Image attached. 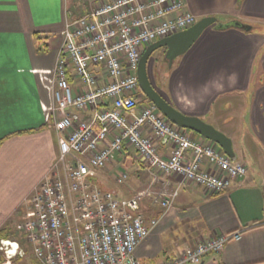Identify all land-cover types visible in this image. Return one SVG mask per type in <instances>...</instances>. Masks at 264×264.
Segmentation results:
<instances>
[{
    "label": "crops",
    "instance_id": "1",
    "mask_svg": "<svg viewBox=\"0 0 264 264\" xmlns=\"http://www.w3.org/2000/svg\"><path fill=\"white\" fill-rule=\"evenodd\" d=\"M82 1L0 0V237L22 221L26 198L56 159V132L43 106L51 103V71L65 21L84 13ZM183 1L196 21L205 16L217 21L167 66L164 82L149 75L152 85L174 108L227 135L246 173L211 194L177 174L144 165L125 144L105 168L94 171L93 181L109 190L126 172L130 186L120 192L124 195L111 191L118 197L137 196L147 223L158 219L135 247L142 264H162L233 231L239 239L227 241L198 264H264V0ZM233 20L251 29L217 26ZM158 50L164 56L165 48ZM81 114L85 118L89 111ZM185 130L196 141L212 142ZM154 145L161 156L171 151L169 142L155 140ZM201 169L211 171L212 166L203 162ZM162 199L171 204L162 206ZM11 237L7 240L21 245V239Z\"/></svg>",
    "mask_w": 264,
    "mask_h": 264
},
{
    "label": "built area",
    "instance_id": "2",
    "mask_svg": "<svg viewBox=\"0 0 264 264\" xmlns=\"http://www.w3.org/2000/svg\"><path fill=\"white\" fill-rule=\"evenodd\" d=\"M83 1L84 13L65 21L51 71V103L43 106L58 153L26 198L16 228L43 264H142L135 247L158 219L145 221L137 196L118 197L93 181L94 171L114 152L130 145L144 165L177 174L211 194L245 175L246 166L216 144L192 139L149 101L140 104L136 69L142 50L195 23L184 1ZM84 111H89L85 118ZM155 140L171 144L167 156L158 154ZM203 162L212 170H202ZM127 176L121 172L115 180L121 184ZM160 204L168 207L171 199ZM239 238L238 231L222 233L162 264H198ZM0 254V264H11L23 249L17 241L0 239Z\"/></svg>",
    "mask_w": 264,
    "mask_h": 264
},
{
    "label": "water",
    "instance_id": "3",
    "mask_svg": "<svg viewBox=\"0 0 264 264\" xmlns=\"http://www.w3.org/2000/svg\"><path fill=\"white\" fill-rule=\"evenodd\" d=\"M216 21L217 19L214 16L202 17L195 21V23H193L191 26L157 39L156 41L147 45L141 53L136 69V77L141 92L148 99V101L154 105V107L160 112L162 116H164L174 125L183 129L194 131L202 137L214 142L220 147L224 154H226L231 160H235L236 155L232 147V142L227 135L216 129L211 124L206 123L199 117L184 114L174 108L150 84L147 75V61L155 50L161 47L165 48L164 58L167 59L168 67H170L174 58L186 52V50L193 44L201 32ZM234 25L244 30L251 29V25L240 23L239 21H235ZM217 26L221 28L222 23H218Z\"/></svg>",
    "mask_w": 264,
    "mask_h": 264
},
{
    "label": "rangeland",
    "instance_id": "4",
    "mask_svg": "<svg viewBox=\"0 0 264 264\" xmlns=\"http://www.w3.org/2000/svg\"><path fill=\"white\" fill-rule=\"evenodd\" d=\"M82 3H83V1H82ZM158 51L159 52H154L151 55V58H150L151 60L148 62L147 69H148L149 75H151V77L154 79V81H158L159 80V81L164 82V80L166 78V73H167V70H168V67H167L168 64H167V61L165 60V58L163 56V53L160 52L161 50H158ZM139 101H140V104L141 105H144V104L147 103L148 99L146 97H144V96H141L140 99H139ZM111 159H113V158H111ZM126 168H123V169L126 170ZM99 170H101V169H99ZM96 172H97V170H96ZM115 176H117L116 173H113V178H115ZM129 179L130 178L127 177L123 181V183H121V184H119V183H117L116 181L113 180L108 185L109 187H107V188H109V190L116 191V194H118L117 191H119V193L121 191L125 192L127 186H130L129 185V183H130V180ZM120 194H121V196L124 195L122 193H120ZM17 223H19V221ZM12 230H13L12 231L13 234H11V236H12L11 239L18 238L19 240L20 239L23 240L24 243H23V246H22L23 256H21V257L19 256V258H16L18 256L14 257L13 260H12V262H11V264H43L35 256V254L33 253L32 245H31L30 242H27L26 241L24 232L21 231V230H19V229H17L16 227H14ZM12 247L14 248V251H15V246H12Z\"/></svg>",
    "mask_w": 264,
    "mask_h": 264
},
{
    "label": "trees",
    "instance_id": "5",
    "mask_svg": "<svg viewBox=\"0 0 264 264\" xmlns=\"http://www.w3.org/2000/svg\"><path fill=\"white\" fill-rule=\"evenodd\" d=\"M235 21H237V20H233V21H229V22H227V23H224V24H222V27H221V28L232 27V26L236 27V26L234 25V22H235ZM219 23H220V22H219ZM237 28H239V27H237ZM10 234H12V231H6V235H4L5 237L1 236L0 239H8V236H9ZM23 243H24V241H23V240H20V244H21L22 246H23ZM16 258H19V257H16ZM2 260H3V256H1V254H0V261H2Z\"/></svg>",
    "mask_w": 264,
    "mask_h": 264
},
{
    "label": "flooded vegetation",
    "instance_id": "6",
    "mask_svg": "<svg viewBox=\"0 0 264 264\" xmlns=\"http://www.w3.org/2000/svg\"><path fill=\"white\" fill-rule=\"evenodd\" d=\"M160 49V48H159ZM148 62V61H147ZM148 65V64H147ZM147 75H148V79H149V81H150V84L152 85L153 83H152V81H151V78H150V76H149V73H148V69H147ZM153 86V85H152ZM154 87V86H153ZM141 91V90H140ZM141 96H144V94L142 93V92H140L139 93ZM145 97V96H144Z\"/></svg>",
    "mask_w": 264,
    "mask_h": 264
}]
</instances>
